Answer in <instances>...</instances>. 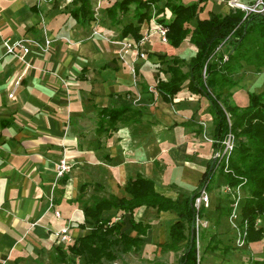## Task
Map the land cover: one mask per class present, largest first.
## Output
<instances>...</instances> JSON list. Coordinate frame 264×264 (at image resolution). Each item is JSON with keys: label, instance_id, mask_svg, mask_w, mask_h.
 Segmentation results:
<instances>
[{"label": "crops", "instance_id": "obj_1", "mask_svg": "<svg viewBox=\"0 0 264 264\" xmlns=\"http://www.w3.org/2000/svg\"><path fill=\"white\" fill-rule=\"evenodd\" d=\"M115 1L105 2L98 21L81 25L70 15L71 0H0V264H64L57 248L90 230L81 227L84 212L77 200L84 183L89 184L86 197H130L126 184L141 174L154 181L158 192L182 200L197 189L213 157L211 136L204 138L214 129L208 98L192 93L188 80L172 101L154 87L159 79L170 78L173 57L186 62L181 66L186 72L196 46L187 38L174 47L153 32L144 45L145 57L132 51L121 59L119 40L134 38L122 37L121 30L137 22L136 5L131 3L113 20L106 8ZM228 1L203 0L199 16L209 10L229 12ZM164 4L161 0L157 6ZM158 7L149 19L153 27L154 20L173 17L167 8L157 13ZM196 23L191 18L190 26ZM29 35L54 41L48 51L32 47L26 62L6 52L5 41ZM105 107L129 109L111 120L101 113ZM63 156L71 169L59 176L57 164ZM223 182L217 177L210 189V223L219 218L218 206L230 204L229 194L219 189ZM131 218L148 224L142 246L106 264H178L186 240L176 248L167 246L169 227L178 219L175 211L141 206L124 213L118 219L122 229L137 235ZM65 226L72 236L69 243L55 235ZM209 231L218 233V242L204 238L201 264H249V258L264 255V239L236 248L223 239L224 231ZM132 251H141L137 263L129 260Z\"/></svg>", "mask_w": 264, "mask_h": 264}, {"label": "trees", "instance_id": "obj_2", "mask_svg": "<svg viewBox=\"0 0 264 264\" xmlns=\"http://www.w3.org/2000/svg\"><path fill=\"white\" fill-rule=\"evenodd\" d=\"M159 1L117 0L106 8V12L114 20L119 11H128L130 4L134 3L137 22L124 25L121 36L132 34L139 40V23L151 18L152 10L158 7ZM202 1L185 4L183 0H165L164 6L157 8V13L167 8L173 14L168 21L166 17L158 19L168 27L169 44L178 47L188 38L196 50L187 61L186 72L181 68L184 60L173 57L172 64L168 66L170 78L159 79L154 87L165 100L172 101L182 84L188 80L192 93L208 98L214 117L211 134L214 152L223 148V140L230 130L235 134L229 171L224 170V164L218 166L217 160L212 157L197 189L182 200L158 192L154 181L141 174L130 178L126 184L130 197H118L112 193L86 197L85 189L89 184L84 183L77 200L82 202L84 212L81 227L89 226L90 230L81 233L65 248L58 247L57 253L61 259L76 261L77 264H106L119 259L131 249H139L143 244L141 235L146 233L148 224L131 218V226L137 231V235H131L122 229L117 217L146 206L177 213L178 219L169 227L171 242L167 246L176 248L179 241L186 240L178 264H201L194 229V201L201 186L208 182V189H212L219 175H223L231 187L240 185L246 191L241 208L242 219L247 222L246 242L250 244L264 239V225H256L257 219L264 215V91H250L246 106L231 103L228 99L232 96L231 89L237 85L233 75L238 65L248 63L257 68L264 66V11L246 14L240 7H231L227 13L209 10L207 16L200 17ZM68 7L70 15L78 24L89 25L94 19L92 0H71ZM191 18L197 19L194 27L189 24ZM224 40L226 45L217 50ZM128 109L105 107L101 113L108 115L111 120H117ZM227 112L230 113L231 124ZM217 210L219 217L228 215L231 206H218ZM111 211L115 214L110 215ZM206 212V207H203L201 213L206 215ZM206 232L202 234V239L206 237ZM210 237V243L218 242L217 233H211ZM249 264H264V255L261 258H249Z\"/></svg>", "mask_w": 264, "mask_h": 264}, {"label": "built area", "instance_id": "obj_3", "mask_svg": "<svg viewBox=\"0 0 264 264\" xmlns=\"http://www.w3.org/2000/svg\"><path fill=\"white\" fill-rule=\"evenodd\" d=\"M107 0H96L94 4V19L93 22L98 21L100 17V10L103 8L105 2ZM230 7H240L243 10H245L246 14L250 12H263L264 11V0H254L253 2L246 3L242 0H229L227 2ZM154 19V18H153ZM155 25L154 27L150 25L149 19H145L142 24V32H141V38L139 40L135 38H129L125 37L123 39L119 40V43L121 45L120 48V58L124 59L126 54L132 51H135L139 56L145 57L146 56V49L144 45L147 43V41L150 39L153 32H156L159 35L160 41L162 43H169L168 37H167V31L168 27L158 20H154ZM97 30H94V33H97ZM54 41V38L49 37L45 35V37L41 40L34 36H23L19 39H17L15 42L10 43L8 41H5V47L7 53L14 54L17 58L21 59L22 61H25V55L30 51L32 47H35L41 51H48L51 48V44ZM226 45L225 40L217 47V50L222 49ZM142 46V47H141ZM20 49V51H18ZM227 56L225 55V59ZM132 70L134 71L135 68L132 67ZM203 74H206V67L203 69ZM153 87V86H151ZM157 94L159 92L156 90ZM9 96H13V92L9 93ZM227 117L229 124H231L230 119V113L227 112ZM212 141V139H211ZM235 145V134L230 130L226 137L223 140V148L219 151L214 152L213 157L215 160H217V165L221 166V164H224V170L229 171V160L230 156L232 154V151L234 149ZM71 169V164L68 161L67 158L64 156L59 160L57 164V173L59 176L63 175L65 172H68ZM220 191L224 193L231 194L232 197L230 199H233L232 202H230L231 210L228 214L229 222L231 223L233 229L235 230V239H234V245H236L238 248H244L249 243L246 242V234H247V222L243 221L242 214H241V208H242V201L241 198L244 196L241 193V190L243 191V188L238 185L236 187H231L229 184H227L225 181L220 184L219 186ZM211 203V194L210 190L208 189V182H206L201 188L199 189V192L197 196L195 197L194 206H195V225L194 229L196 232V238H197V246H198V253L200 255L201 250V240H202V229L208 230L210 227V219L207 217V215H203L202 208L206 207L209 208ZM119 217H117V220ZM256 225H264V215L260 216L257 219ZM56 237L63 243H69L72 241V236L69 232V226H65L55 232Z\"/></svg>", "mask_w": 264, "mask_h": 264}, {"label": "rangeland", "instance_id": "obj_4", "mask_svg": "<svg viewBox=\"0 0 264 264\" xmlns=\"http://www.w3.org/2000/svg\"><path fill=\"white\" fill-rule=\"evenodd\" d=\"M183 63H186L185 61H183ZM172 64V63H171ZM234 79L237 81V85H235L231 90H232V96L228 97L229 101L231 103H236L240 106H246L249 103V96L248 93L250 91H254V92H261L264 91V66H262L261 68H257L254 65L248 64V63H243V65L241 66H237L234 72ZM209 126V125H208ZM211 128V127H210ZM209 127L207 129H210ZM208 132V130H207ZM208 136H204L205 139L210 138V133L207 134ZM211 140V138H210ZM221 180L225 181V178L223 175L218 176ZM224 178V179H223ZM214 186H216L214 184ZM217 192H219L217 190ZM242 195H246V191H242L241 190ZM229 197L231 198L232 195L229 194ZM208 210H211V207L207 208ZM227 215V214H222L220 215V217ZM228 216V215H227ZM218 219H211V223H210V227H214L215 229H217V232H223V234H225V237H223L224 240L231 241L234 242V239L236 237L235 235V230L233 229L231 223L229 222L228 217H221ZM214 220V221H213ZM216 220V221H215ZM154 221H160L159 219H156ZM163 221L165 222V225L167 226V224L169 222H166L165 219H163ZM220 224V227H218V225ZM219 229V231H218ZM233 230V233L231 234L230 231ZM206 230L202 229L201 233H205ZM211 232H206V237L208 238L210 236ZM218 234V233H217ZM204 239L201 240V244L203 243ZM202 247V245H201ZM234 247L237 248L236 245H234ZM141 254V251H132V253L127 254L130 255L129 260L137 263V259ZM125 257H128V256ZM128 260V258H127ZM48 264V263H47ZM49 264H53V263H49ZM54 264H63L61 261L59 262H55ZM64 264H77V262L75 261H71V260H67L65 261ZM108 264H112V263H108Z\"/></svg>", "mask_w": 264, "mask_h": 264}]
</instances>
